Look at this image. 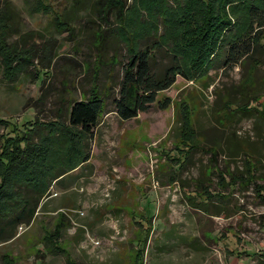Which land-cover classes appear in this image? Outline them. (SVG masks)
I'll list each match as a JSON object with an SVG mask.
<instances>
[{
    "label": "rangeland",
    "instance_id": "rangeland-1",
    "mask_svg": "<svg viewBox=\"0 0 264 264\" xmlns=\"http://www.w3.org/2000/svg\"><path fill=\"white\" fill-rule=\"evenodd\" d=\"M124 2L131 8L134 1ZM105 4L106 0H0V31L6 32V42L0 46H7L0 49V150L3 137L20 131H27L37 143L36 123L59 119L68 124L69 103L89 94L99 66L97 83L104 91L106 110L114 109L129 57L120 32L142 36L155 32V23L158 30L152 35L159 36L164 25L161 18L155 22L149 18L144 26L147 15L143 12L142 26L132 31L129 19L122 18L117 7L104 11V16ZM6 12L13 15L12 20L1 18ZM228 51L229 46L195 81L180 79L169 92L160 94L161 100L173 101L167 109L168 127L155 105L141 125L127 123V138L117 116L104 117L101 128L109 130L98 134V140L105 135L108 143L141 142L145 152L141 168L133 170L132 163L124 166L118 158L109 168L106 162L103 171L98 166L82 170L75 182L67 178L70 183L57 187L52 181L46 199L54 196L51 201L64 209L37 215V222L29 227H17L16 240L0 245V264H99L105 260L128 264L134 251L145 246V235L149 246L144 264L164 257L163 264H264V48L250 47L251 56L235 65L229 64ZM4 52L15 55V61L32 53V62L22 65L21 72L15 70V80L6 74ZM155 58L152 68L160 74L169 62L161 52ZM184 116L201 144L187 159L191 148L180 143ZM149 119L160 122L149 130L142 124ZM138 124L143 129L139 133L134 132ZM111 152L121 155L123 151ZM140 175L141 193L134 180ZM151 189L158 191V197ZM80 190L87 197L78 206L74 197ZM164 206L170 217L162 215L163 223L155 221ZM75 209L81 212L76 214ZM135 213L139 226L134 223ZM88 217L89 223L80 220ZM55 232L56 237L48 238Z\"/></svg>",
    "mask_w": 264,
    "mask_h": 264
},
{
    "label": "trees",
    "instance_id": "trees-1",
    "mask_svg": "<svg viewBox=\"0 0 264 264\" xmlns=\"http://www.w3.org/2000/svg\"><path fill=\"white\" fill-rule=\"evenodd\" d=\"M133 1L131 8H126L124 0H106L104 16V11L117 7L122 18L126 16V19H129L127 24L130 30L138 31V26H142L139 19L143 17L144 12L147 15L144 26L149 18L154 22L161 18L164 29L161 35H152L157 34L158 30V25L153 23L156 31L142 36H139V32L135 36L133 32H129L127 36L120 32L122 41L127 45L129 57L124 65L120 97L113 100V111L122 120L136 118L154 105L160 110L171 108L172 99L166 97L161 100L159 95L171 89L178 78L188 82L195 81L228 46L229 64L234 65L251 56L250 47L264 48V0ZM7 14L3 13L1 18L12 20L13 15ZM4 35L6 36V32L0 31V43L6 42ZM151 37L157 39L150 40ZM143 42H147L144 48ZM100 47L103 48L102 42ZM0 49H7V46L3 44ZM157 52L163 53L169 62L164 65L160 74L152 68ZM10 54L4 52L2 56L8 78L15 80V70L19 68L21 72L22 65L31 63L32 53L26 52L24 57H19L16 61L15 55L13 57ZM100 63L102 65V60ZM100 68L99 66L94 69L89 94H83L80 101L69 103L68 124L59 119L43 125L36 123L39 134L37 143L32 142L27 131L2 138L0 245L18 237L17 227L31 226L41 201L50 195L48 189L52 181L60 184L70 183L67 178H73L75 182L78 176H69L70 172L89 160L90 143L100 118L107 109L104 91H100L97 83ZM107 89L110 91L111 88ZM61 113L60 110L59 115ZM261 115L264 119V108ZM228 118V113L223 114L224 120ZM182 122L184 131L180 135V143L184 146L186 143L191 148L186 153L187 159L201 144L196 142L198 136L194 133L193 124H190L185 116ZM178 150L180 152L179 147ZM250 156L252 158V155ZM30 192L35 196L27 194ZM56 234L55 232L48 238L56 237ZM144 237L145 246L138 248L131 256L133 264H144L149 236ZM3 257L6 258V255Z\"/></svg>",
    "mask_w": 264,
    "mask_h": 264
},
{
    "label": "crops",
    "instance_id": "crops-1",
    "mask_svg": "<svg viewBox=\"0 0 264 264\" xmlns=\"http://www.w3.org/2000/svg\"><path fill=\"white\" fill-rule=\"evenodd\" d=\"M180 79H182V78H178L177 82ZM169 91H170V89L167 90V91H164V94L167 93V92H169ZM167 98H170V97H167ZM152 111H154V109L151 108L147 112L140 113L138 115V117H136V118H133V119H130V120H122V119L119 118V116L117 115V113L114 112L113 110H110V109L106 110L103 113V115L101 116V118H100L99 125L96 128L94 138H93V140L90 143V158H89V160L86 163H84L83 165H81L80 167H78L75 170H73L72 172H70V175L69 176H74V175L75 176H79L78 174H81L82 170H84V169L87 170L89 168L91 169V168H94V167H97V166L100 168V170L103 171V167L105 166V163L106 162H107L106 163V165H107L106 168H109L111 162H117L118 163V158H122V160H124V162H123L124 163V166H126L128 163H132V166H133L132 169L133 170L135 168H139L140 169L141 168V165L143 163V156H144L143 154H145V152L143 151V146H142L141 142H137L136 140L135 141H132L131 140V141L125 142L124 144H123V142H120L119 144L108 143V142L104 141V137H106L105 135L103 137H101V139L98 140V134H100V135L102 133L104 134L105 131L109 130V128H106V130L104 128H101L102 125L105 123V122L104 123L102 122V119L104 117H105V119H108L112 115H115V116L118 117L117 120H116V122L118 123V125H120V128L124 131V136H126L125 138H127V135L129 134L128 133V130H127V127H126L127 126V123L129 121H134L136 123H140V125H141V119H145L148 116L147 114L151 113ZM158 112L161 115L160 118L163 119V120H165L164 123H163V125H165L166 127H168L167 124L170 122V113L167 110H160V109L158 110ZM159 122L160 121L159 120H156V119L155 120L149 119V120L143 121L142 124L146 125L147 128L149 130H151V129H154L155 126H157V124H159ZM107 124L109 125L110 124V121H108ZM140 125L138 124V126L135 127L134 132L139 133L138 132V129L139 130L141 129V126ZM142 130L143 129H141V131ZM148 136H152V134H149ZM148 136L146 135V137H143V140L147 139ZM122 145H123V147H122ZM112 149H117V150L120 149L123 152L120 155L119 153L111 152ZM102 163L104 165H102ZM137 163L139 164L138 166H137ZM124 166H123V168H124ZM139 169H138V171H139ZM96 172H98V171H96ZM96 172H95V174H96ZM138 173L140 174V172H138ZM95 174L92 173V174H90V176H94ZM131 175H133V174H131ZM80 178L83 179V180H86L82 176ZM90 179H87V180H90ZM134 180L135 181H138V188H139L138 189V192L141 193V191L143 189V185L142 184L144 182L143 177H141V175L140 176H135ZM57 184L58 183H56V185ZM57 187H58V185H57ZM60 189L66 190L64 188H60ZM153 190L155 192V195L158 197V191H156V189H151V190H149V192L152 193ZM83 193H84L83 190H80V191H78L77 195L74 197V199L77 201V205L78 206L81 205L82 202H85V197H87V195H85ZM58 196H60V195L58 194ZM58 196H56V197H58ZM53 197L54 196H51L49 199H46L47 197H45L41 201L40 206H39V209H38V211L36 213V216H35V218H34V220H33V222H32L31 225H34L37 222V215H40L41 216L42 214H51V213L52 214H57L58 212H60L61 210L64 209L63 208V204H60V203H58L56 201L53 203V201H51L52 199H54ZM140 198L142 199L143 197H140ZM158 205H160V204H158ZM45 207H48V208L45 209ZM160 209L161 208H159V213L160 214H159L158 218L155 219V221L160 220V222L163 223V219L164 218L161 219V216L164 215L165 218L167 219V217H170V212L164 210L165 209V206L163 207V211L162 212H160ZM74 211H75L76 214H79V212H81L80 210H76V209L73 210V212ZM138 211L140 212V214H142L143 213L142 211H144V210H142L141 209V206H140L139 209H138ZM117 213H119V212H117ZM133 219L135 220L134 223H137L138 226L141 225V221L136 216V213H135ZM80 220L83 221L84 223H89L90 218L88 217V218H85L83 220L80 218ZM153 223H154V221H153ZM139 230H140V228H139ZM166 261H167V258L166 257H164L163 259L157 258L156 261H155V264H163ZM126 262H127V260L125 261V263ZM127 263L128 264H133V262H132L131 259L128 260ZM99 264H110V263H109V261H106L105 260L104 263H99Z\"/></svg>",
    "mask_w": 264,
    "mask_h": 264
}]
</instances>
